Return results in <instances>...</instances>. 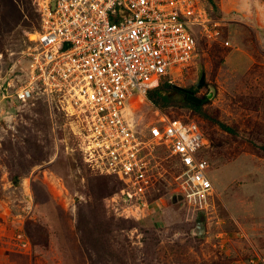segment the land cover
I'll return each mask as SVG.
<instances>
[{"label": "rangeland", "instance_id": "rangeland-1", "mask_svg": "<svg viewBox=\"0 0 264 264\" xmlns=\"http://www.w3.org/2000/svg\"><path fill=\"white\" fill-rule=\"evenodd\" d=\"M19 1L23 18L17 25L8 20L13 26L0 39V264H264V0H202L210 32L217 33L193 28L196 56L169 78L178 87H194L199 99L211 88L202 108L234 134L193 114L179 96L164 108L135 94L126 103V117L144 137L166 118L200 126L215 193L193 200L175 195L179 163L159 146L150 158L155 180L144 216H123L119 190L103 197L105 216L126 224L107 233L104 245L112 252L101 255L93 237L80 236L90 226L86 205L92 199L84 174H114L96 173L84 162L81 128L56 100H15L13 91L28 80V40L40 31L38 5L55 2ZM201 73L204 83L196 87ZM13 174L19 175L15 183ZM32 182L43 188L42 201L35 200ZM39 227L46 245H33L25 232ZM86 246L96 252L89 255Z\"/></svg>", "mask_w": 264, "mask_h": 264}, {"label": "built area", "instance_id": "built-area-1", "mask_svg": "<svg viewBox=\"0 0 264 264\" xmlns=\"http://www.w3.org/2000/svg\"><path fill=\"white\" fill-rule=\"evenodd\" d=\"M37 11L40 31L26 52L28 80L13 96L21 102L54 99L74 117L84 137V162L124 182L116 195L123 216H144L155 180L150 158L159 146L179 163L175 195L193 200L215 193L204 155L208 140L197 123L166 118L144 137L125 112L134 94L145 98L195 58L193 28L217 33L210 32L202 0H55L52 6L43 1Z\"/></svg>", "mask_w": 264, "mask_h": 264}, {"label": "trees", "instance_id": "trees-1", "mask_svg": "<svg viewBox=\"0 0 264 264\" xmlns=\"http://www.w3.org/2000/svg\"><path fill=\"white\" fill-rule=\"evenodd\" d=\"M23 1L26 2V0ZM19 2V0H0V39L3 37L4 33L9 31L13 25H17L19 20L23 18V15H21L22 11H20L19 9ZM208 2L213 5L212 0H208ZM28 15L30 14L28 13ZM8 20H12L14 24L9 25ZM23 22H26V20H23ZM36 28H39V15ZM194 36L195 38H197L196 32H194ZM1 49L2 48H0V50ZM194 89V87L191 89L178 87L176 85L168 83L167 79H164V81L161 80L155 87L147 90L145 94V99L153 107L164 108L168 107L169 103L177 99V96H179L180 98L185 99L189 103V105L185 107L189 109L193 114H196L203 119L209 120L210 123L217 125L222 131L226 133L234 134L235 131L233 128L225 125L216 117L208 115V113L203 110L202 106L205 102H207L206 95H203L200 98V102L198 103L186 99V91H193ZM218 145V143L213 142V147H217ZM261 149L264 152V145H262ZM42 160L43 158L38 159V161ZM84 176L86 186L89 189L88 195L92 198L91 201L86 205L88 211L87 226L89 222L90 226L92 223V227L91 229H89L90 226L89 228L86 227L87 229L82 230V234H80V236L82 238L88 237V239H90V237H93L95 240L94 246L97 252L92 248H88L87 246L85 250L88 252L89 255H91V251L96 252L98 255H101V253H103L104 251L106 253H108V251L112 252V248L107 249L104 245V240L107 239V233H110V230H119L120 228L125 227L126 222L122 219L116 222L113 220V218H107L103 211L101 201L103 197L110 196L111 194L116 193L118 190L122 189V187L124 186V182L121 178L115 175L92 177L88 173H85ZM12 179L13 183L17 182L19 180V175L13 174ZM31 185L34 191L35 200L42 201L43 199L41 200V195H44L43 188L41 186L38 187L37 183L35 182H32ZM81 207L82 206L79 205L78 209ZM98 228L102 229V234L88 233V230L93 231ZM25 232H27L29 239L31 240V243L33 245H36L37 243L46 245V232L43 227H39L36 230V233L34 231H28L26 229ZM36 234H38V237H36ZM97 235L98 237H96Z\"/></svg>", "mask_w": 264, "mask_h": 264}, {"label": "water", "instance_id": "water-1", "mask_svg": "<svg viewBox=\"0 0 264 264\" xmlns=\"http://www.w3.org/2000/svg\"><path fill=\"white\" fill-rule=\"evenodd\" d=\"M203 83H204V74L201 73L200 78H199L198 82L195 84V86H196V87H201V86L203 85ZM212 93H213V90L210 88V90H209V92H208V94H207V98H210L211 95H212ZM187 98H188L190 101H193V102H197V103L200 102V99H199V98H196L195 96H193V95H191V94H189ZM199 223H200V222H199Z\"/></svg>", "mask_w": 264, "mask_h": 264}, {"label": "flooded vegetation", "instance_id": "flooded-vegetation-1", "mask_svg": "<svg viewBox=\"0 0 264 264\" xmlns=\"http://www.w3.org/2000/svg\"><path fill=\"white\" fill-rule=\"evenodd\" d=\"M189 94H191V95L194 96V94H193L192 91H190V90L186 91V99H187V100H189V99L187 98ZM189 101H190V100H189Z\"/></svg>", "mask_w": 264, "mask_h": 264}]
</instances>
